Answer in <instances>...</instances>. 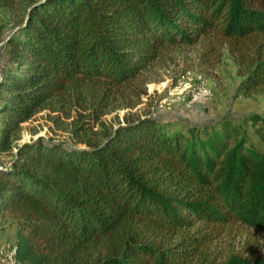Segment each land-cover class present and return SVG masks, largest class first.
I'll list each match as a JSON object with an SVG mask.
<instances>
[{"label": "trees", "instance_id": "16d2710c", "mask_svg": "<svg viewBox=\"0 0 264 264\" xmlns=\"http://www.w3.org/2000/svg\"><path fill=\"white\" fill-rule=\"evenodd\" d=\"M0 225L18 264H264L208 257L231 225L264 236V155L228 120L186 130L107 109L174 47L225 49L264 96V0H0ZM45 117L67 141L21 140ZM248 121L264 145V117ZM96 126V129H94ZM82 146V147H79Z\"/></svg>", "mask_w": 264, "mask_h": 264}, {"label": "rangeland", "instance_id": "374dc122", "mask_svg": "<svg viewBox=\"0 0 264 264\" xmlns=\"http://www.w3.org/2000/svg\"><path fill=\"white\" fill-rule=\"evenodd\" d=\"M17 22L13 12L0 10V47L2 38ZM204 47L199 43L193 47L171 48L148 72L142 74L144 86L132 83L137 91H144L139 99L125 96L122 102L113 103L115 109H107L100 118L102 123L113 126L122 122L125 115L149 114L162 125L186 130L190 126L211 125L225 119L239 129L248 144L264 155V145L254 135L248 121L252 115L264 117V96L238 95L236 89L242 78L227 51L223 49L219 55L213 56L206 54ZM4 57L5 53L0 50V71L8 67ZM20 134L22 141L36 137L67 141L68 137L67 133L56 130L47 121L45 113H39L22 124ZM8 158V155L0 153V161ZM14 237L15 227L11 222L0 225V264H11ZM263 250V235L234 224L214 239L207 252L210 259L222 263L230 256L255 259L262 256Z\"/></svg>", "mask_w": 264, "mask_h": 264}, {"label": "built area", "instance_id": "2783aa9c", "mask_svg": "<svg viewBox=\"0 0 264 264\" xmlns=\"http://www.w3.org/2000/svg\"><path fill=\"white\" fill-rule=\"evenodd\" d=\"M186 84H188V83H186ZM184 85H185V84H184ZM202 92L205 93L206 91L203 90ZM205 94H207V93H205ZM14 255H15V248L13 247L12 252H11V258H12L11 264H18V263H16L15 260H14Z\"/></svg>", "mask_w": 264, "mask_h": 264}]
</instances>
